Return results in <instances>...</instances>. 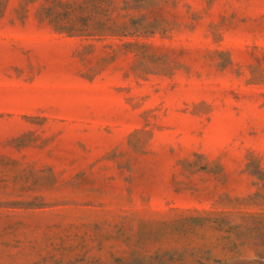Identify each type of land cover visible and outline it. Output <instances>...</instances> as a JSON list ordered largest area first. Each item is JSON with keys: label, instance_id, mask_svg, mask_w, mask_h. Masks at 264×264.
I'll use <instances>...</instances> for the list:
<instances>
[{"label": "rangeland", "instance_id": "obj_1", "mask_svg": "<svg viewBox=\"0 0 264 264\" xmlns=\"http://www.w3.org/2000/svg\"><path fill=\"white\" fill-rule=\"evenodd\" d=\"M0 264H264V0H0Z\"/></svg>", "mask_w": 264, "mask_h": 264}]
</instances>
